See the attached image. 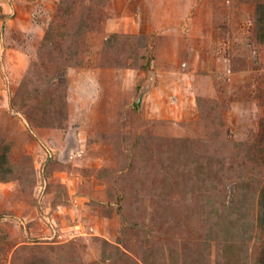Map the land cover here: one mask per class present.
I'll return each instance as SVG.
<instances>
[{
	"label": "rangeland",
	"instance_id": "rangeland-1",
	"mask_svg": "<svg viewBox=\"0 0 264 264\" xmlns=\"http://www.w3.org/2000/svg\"><path fill=\"white\" fill-rule=\"evenodd\" d=\"M261 187L264 0H0V264H264Z\"/></svg>",
	"mask_w": 264,
	"mask_h": 264
},
{
	"label": "trees",
	"instance_id": "trees-1",
	"mask_svg": "<svg viewBox=\"0 0 264 264\" xmlns=\"http://www.w3.org/2000/svg\"><path fill=\"white\" fill-rule=\"evenodd\" d=\"M260 189L261 191L259 193L258 211H257V216H256L254 224L257 227L256 229H260L262 232H264V187H261ZM235 223L240 224V219L237 218L234 222L229 221L228 233H230V235L234 234L235 232V229L233 227ZM224 248H227V247L224 246Z\"/></svg>",
	"mask_w": 264,
	"mask_h": 264
},
{
	"label": "water",
	"instance_id": "water-1",
	"mask_svg": "<svg viewBox=\"0 0 264 264\" xmlns=\"http://www.w3.org/2000/svg\"><path fill=\"white\" fill-rule=\"evenodd\" d=\"M142 101H143V97H141V98L139 99V105L142 104Z\"/></svg>",
	"mask_w": 264,
	"mask_h": 264
}]
</instances>
